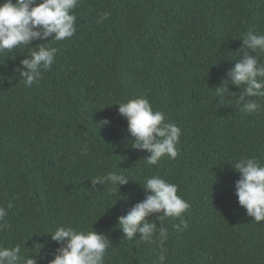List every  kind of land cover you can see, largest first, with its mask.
Returning <instances> with one entry per match:
<instances>
[{
  "label": "trees",
  "instance_id": "trees-1",
  "mask_svg": "<svg viewBox=\"0 0 264 264\" xmlns=\"http://www.w3.org/2000/svg\"><path fill=\"white\" fill-rule=\"evenodd\" d=\"M73 12L72 37L30 42L58 49L31 87L15 71L29 49L0 52V206L13 205L0 247L19 244L47 264L60 247L50 236L70 226L110 238L105 264H159L161 248L165 264H264V221L239 206L231 167L241 158L264 166V97L252 98L261 110L248 114L235 98L215 96L244 35H264V0H79ZM103 12L109 18L97 23ZM140 96L180 127L175 159L149 165L150 154L130 146L114 103ZM102 118L111 124L97 128ZM109 171L129 180L118 194L107 184L84 191ZM153 175L176 184L190 205L182 231L173 227L180 218L148 217L168 230L162 245L129 241L117 223Z\"/></svg>",
  "mask_w": 264,
  "mask_h": 264
},
{
  "label": "clouds",
  "instance_id": "clouds-1",
  "mask_svg": "<svg viewBox=\"0 0 264 264\" xmlns=\"http://www.w3.org/2000/svg\"><path fill=\"white\" fill-rule=\"evenodd\" d=\"M79 5V0H2L0 2V52L11 51L19 46L27 47L30 55L20 61L15 69L24 84L31 87L34 82L43 78V72L51 68L58 49L40 43L29 47L36 40L63 41L76 32L77 17L73 10ZM110 16L109 12L100 13L97 23H102ZM242 47L234 66L221 78L216 87L217 97L222 102L235 98L242 112L252 114L261 110V104L252 99L264 97V64L258 59L257 52H264V35L253 31L247 32L241 39ZM38 46V47H37ZM254 53V55H250ZM228 85L239 89V93L230 91ZM243 86V91H240ZM117 105L118 114L127 122V131L133 138L130 146L137 150H146L150 155L144 158L149 165H155L163 157L175 159L179 154L177 145L180 142L181 129L173 122H168L162 111H154L149 100L140 96L126 99ZM111 121L102 118L96 126L107 127ZM83 151L87 152V146ZM232 169L239 173V179L234 183V192L238 204L256 222L264 221V166L254 158H241ZM119 172L109 171L103 176L90 179V187L85 192H97V185H110L112 195L118 194L120 185L128 183ZM145 198L134 204L125 215L118 217L120 230L129 241L153 242L158 240L162 245L167 239L166 228L157 229L155 222L150 221L153 213L165 217L180 218V223L174 225L178 231L188 227L183 214L190 205L178 193V187L159 175L146 178L142 185ZM0 206V229L9 227L6 222L8 210L12 208ZM159 218V215L158 217ZM60 247L55 250L53 258L47 264H105L106 250L111 247V240L103 232L77 231L70 226L57 227L50 236ZM27 248V247H25ZM39 252V251H38ZM166 250L161 248L158 256L159 264H165ZM38 253L35 256L22 254L19 244L13 247H0V264H38Z\"/></svg>",
  "mask_w": 264,
  "mask_h": 264
}]
</instances>
